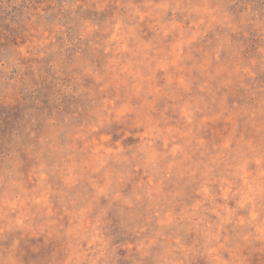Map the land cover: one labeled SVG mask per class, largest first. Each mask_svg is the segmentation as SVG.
<instances>
[{
    "label": "rangeland",
    "instance_id": "rangeland-1",
    "mask_svg": "<svg viewBox=\"0 0 264 264\" xmlns=\"http://www.w3.org/2000/svg\"><path fill=\"white\" fill-rule=\"evenodd\" d=\"M0 264H264V0H0Z\"/></svg>",
    "mask_w": 264,
    "mask_h": 264
}]
</instances>
